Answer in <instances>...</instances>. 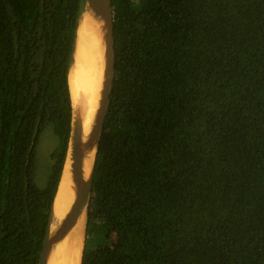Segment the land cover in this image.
Returning <instances> with one entry per match:
<instances>
[{
  "label": "trees",
  "instance_id": "1",
  "mask_svg": "<svg viewBox=\"0 0 264 264\" xmlns=\"http://www.w3.org/2000/svg\"><path fill=\"white\" fill-rule=\"evenodd\" d=\"M83 4L0 0V264L39 262ZM111 6L114 80L81 264H264V0Z\"/></svg>",
  "mask_w": 264,
  "mask_h": 264
},
{
  "label": "water",
  "instance_id": "2",
  "mask_svg": "<svg viewBox=\"0 0 264 264\" xmlns=\"http://www.w3.org/2000/svg\"><path fill=\"white\" fill-rule=\"evenodd\" d=\"M86 17L93 18L102 24L99 30L102 34V40L104 43V70H103V82L100 92V98L98 103V109L95 114L94 122L91 130L86 138L83 137V126L80 113L73 114L71 119V128L68 138V145L61 172V177L57 187V191L54 197L57 196V192L60 186L63 174L66 172V177L71 183V190L74 195L71 207L62 221H57L54 218L53 205L48 217L47 228L42 244V250L38 264H47L48 257L52 247L62 240L67 233L78 223L82 216L85 217L89 204L91 194V184L93 179L97 146L102 133L103 125L108 113L109 100L112 91V85L114 80V63H115V50H114V38H113V14L111 0H84L83 10L81 12L77 30L80 24L86 19ZM76 30V38H77ZM76 43V40H75ZM75 50V46H74ZM74 59V52H73ZM70 65V68L73 64ZM69 68V71H70ZM69 74V72H68ZM69 89V86H68ZM70 94V92H69ZM71 101V99H70ZM72 109V105H71ZM94 150V159L91 172L87 179L84 177L83 165L85 158L90 152ZM67 161H69V168L65 170ZM85 239V225H84V238ZM83 251V248H82ZM82 259V253H81ZM81 264V260H80Z\"/></svg>",
  "mask_w": 264,
  "mask_h": 264
},
{
  "label": "bare ground",
  "instance_id": "3",
  "mask_svg": "<svg viewBox=\"0 0 264 264\" xmlns=\"http://www.w3.org/2000/svg\"><path fill=\"white\" fill-rule=\"evenodd\" d=\"M101 23L86 17L77 30L73 64L68 74V86L73 114L80 113L83 137L86 138L98 109L104 70V43L99 30ZM94 150L85 158L83 170L88 178L93 164ZM69 168L67 161L65 170ZM66 172L60 182L53 205L54 218L62 221L74 199ZM85 217L51 249L47 264H80L83 248Z\"/></svg>",
  "mask_w": 264,
  "mask_h": 264
},
{
  "label": "rangeland",
  "instance_id": "4",
  "mask_svg": "<svg viewBox=\"0 0 264 264\" xmlns=\"http://www.w3.org/2000/svg\"><path fill=\"white\" fill-rule=\"evenodd\" d=\"M54 147V142L51 139V137L49 136L48 133H45L44 136L40 139L39 142V146H38V151H39V166L42 168H44V166L46 165L48 158H49V154L52 151ZM45 174L41 173L39 175V179L42 180L44 179Z\"/></svg>",
  "mask_w": 264,
  "mask_h": 264
}]
</instances>
